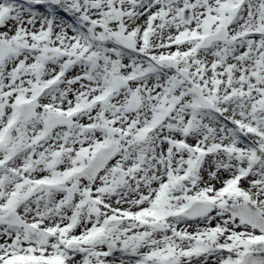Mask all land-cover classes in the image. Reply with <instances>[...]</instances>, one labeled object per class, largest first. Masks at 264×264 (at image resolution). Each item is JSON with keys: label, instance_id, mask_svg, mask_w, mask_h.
Masks as SVG:
<instances>
[{"label": "snow or ice", "instance_id": "6c2138e0", "mask_svg": "<svg viewBox=\"0 0 264 264\" xmlns=\"http://www.w3.org/2000/svg\"><path fill=\"white\" fill-rule=\"evenodd\" d=\"M0 264H264V0H0Z\"/></svg>", "mask_w": 264, "mask_h": 264}]
</instances>
